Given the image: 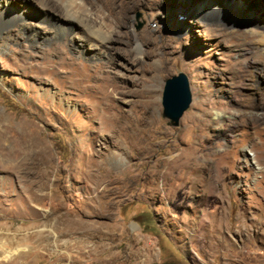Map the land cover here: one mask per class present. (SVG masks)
<instances>
[{
	"label": "rangeland",
	"instance_id": "1",
	"mask_svg": "<svg viewBox=\"0 0 264 264\" xmlns=\"http://www.w3.org/2000/svg\"><path fill=\"white\" fill-rule=\"evenodd\" d=\"M140 1L91 50L88 23L0 0V264H264V0Z\"/></svg>",
	"mask_w": 264,
	"mask_h": 264
},
{
	"label": "bare ground",
	"instance_id": "2",
	"mask_svg": "<svg viewBox=\"0 0 264 264\" xmlns=\"http://www.w3.org/2000/svg\"><path fill=\"white\" fill-rule=\"evenodd\" d=\"M34 1L36 3H38V5H40L45 10H52L53 12L54 11L56 12L57 8L62 9L65 16L62 17V15H59L60 13L58 14L60 16V18L58 17V21H56L57 22L56 26H58V28H60L61 30L68 31V33L70 32L71 34H74L79 29L80 23H82V24L88 23V25H90V27H92L93 29H92V33L89 36V38L86 37L85 39H82L84 41V45L82 47H91V50L92 49L93 50H100V49L102 50L104 48L106 49V47L108 45L105 46V43H108L110 41L111 42L115 41L113 39L114 38L113 32L105 31V29L108 28L107 22L112 24L113 27L119 28L122 30V28L124 27L125 21H126V16H127L128 12L131 11L130 9L133 8L135 5L141 4L140 0H132V1L127 0L128 2H126V4H125L124 0H95V3L97 5H99L101 9L108 12V15H105L106 16L105 18L100 17L101 22H102L101 25H97V24H95V20L97 21V19H93V13H92V16H90V12L87 10V8H89L90 5H91V7L95 6L94 4L91 3V1H90L89 7H87V8H86V3H83L79 0H34ZM210 1L213 2V1H217V0H210ZM221 2L225 3L226 5L224 6L222 4V8L219 11H216V19H218L220 17L222 18L223 16H225L226 15L225 11H229V10H227L228 8H230V7L235 8V5L240 6V4L243 3L242 0H235L234 3H230L231 2L230 0H223ZM5 12L6 11L3 10V12L1 13L2 14L1 18L8 17V15H6ZM61 18H63V20ZM96 18H97V16H96ZM91 23H92V25H91ZM112 25H111V28H112ZM88 28H89V26H88ZM115 34L116 33H114V35ZM123 35L127 36V34H125V33ZM260 43H262L264 46V40H260ZM0 141H1V139H0ZM179 165H184V164H183V162H181L179 160ZM77 224H80V223H78V221H77ZM12 246H13L12 243L9 245H6L7 248H12ZM42 247H44V246L42 244H38V243H33V244H30L28 246L30 251L36 250L37 248L41 249ZM20 253H21L20 248H13V251H9V254L7 256L8 261L6 262V264H14L13 261H15V259L21 258L22 253L21 254Z\"/></svg>",
	"mask_w": 264,
	"mask_h": 264
},
{
	"label": "water",
	"instance_id": "3",
	"mask_svg": "<svg viewBox=\"0 0 264 264\" xmlns=\"http://www.w3.org/2000/svg\"><path fill=\"white\" fill-rule=\"evenodd\" d=\"M192 102L189 79L184 73L165 80L161 97L162 117L177 127Z\"/></svg>",
	"mask_w": 264,
	"mask_h": 264
}]
</instances>
